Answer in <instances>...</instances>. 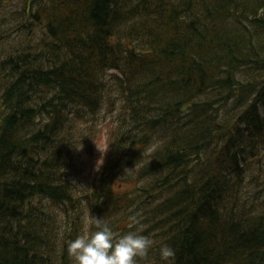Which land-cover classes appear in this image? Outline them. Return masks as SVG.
<instances>
[{"label": "trees", "instance_id": "1", "mask_svg": "<svg viewBox=\"0 0 264 264\" xmlns=\"http://www.w3.org/2000/svg\"><path fill=\"white\" fill-rule=\"evenodd\" d=\"M36 21V38L9 41ZM110 69L128 121L73 206L68 112L98 106ZM139 162L127 178L143 186L117 189ZM95 217L153 241L140 264H264V0H24L0 15V264H75L69 242Z\"/></svg>", "mask_w": 264, "mask_h": 264}, {"label": "rangeland", "instance_id": "2", "mask_svg": "<svg viewBox=\"0 0 264 264\" xmlns=\"http://www.w3.org/2000/svg\"><path fill=\"white\" fill-rule=\"evenodd\" d=\"M23 1L24 0H5L1 5L0 15L6 14L10 10L16 11ZM16 27H18V31L15 32L14 30L9 34V38H11L9 41L11 42L12 39L15 42L17 41V34L28 37L29 33H32L34 28L36 33L31 34L33 38H36L38 33L41 34L39 30L41 28V22L39 21L27 24L26 26ZM44 39L46 40L47 38L44 36ZM112 71L113 69H110L107 72V76H105V72L102 74L104 77L102 79L103 81H101L103 84V94L98 100V106H96L95 109H92V106L89 107L77 104L75 108L79 110L78 112H68L71 120L70 122L68 120L66 121V127H68L67 130L71 129L73 134L72 136L70 135L71 137L67 140L65 145L70 151L67 153L69 155V162H67L65 166L66 170L63 171L66 172L65 182H67L69 188L73 191V198L71 200V204L74 203L73 206L79 204L78 199L80 200V192L88 190L92 182L101 174L104 165L111 155L110 153L116 136L118 134H123L126 120L128 121L123 102L116 96L114 88L115 78L109 76ZM73 112L76 113L75 115L77 116H74ZM160 141L159 136L156 135L150 146L144 149L143 154H146L144 161L151 158L150 154L156 149ZM141 164L142 162L131 165L127 170L124 169L119 173L121 179L118 181L117 189L120 188V191L128 190L132 193H136L137 188L143 186L145 181L133 182L131 179L127 178L134 176ZM140 199L141 197H138L137 201ZM54 210L58 213L60 212L59 215L62 214L64 216L59 208L55 207Z\"/></svg>", "mask_w": 264, "mask_h": 264}, {"label": "clouds", "instance_id": "3", "mask_svg": "<svg viewBox=\"0 0 264 264\" xmlns=\"http://www.w3.org/2000/svg\"><path fill=\"white\" fill-rule=\"evenodd\" d=\"M96 229L85 228L68 245L75 264H140L146 258L153 241L139 230H130L118 234L110 223L100 217L94 218ZM138 224L137 217H132ZM161 257L165 260L175 255V250L162 245Z\"/></svg>", "mask_w": 264, "mask_h": 264}]
</instances>
